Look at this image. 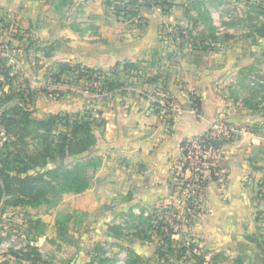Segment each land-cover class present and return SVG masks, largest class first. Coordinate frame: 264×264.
Returning <instances> with one entry per match:
<instances>
[{"label": "crops", "instance_id": "0c3cea01", "mask_svg": "<svg viewBox=\"0 0 264 264\" xmlns=\"http://www.w3.org/2000/svg\"><path fill=\"white\" fill-rule=\"evenodd\" d=\"M148 9L150 24L140 30L135 22L111 14L108 0H0V42L13 57L4 60L14 76L12 85L24 77L34 54L46 58L40 54L47 47H52L55 66L68 62L109 74L113 70L123 83L101 91L95 104L80 108L68 100L52 112L72 115L93 105L98 121L103 122L95 127L99 142L93 153L101 165L91 173L85 191L63 193L62 202L69 199L71 211L84 214L85 225H102L108 234L121 230L119 224L128 219L127 213H140L152 222V217L167 209L180 212L175 178L183 162L184 142L225 121L241 132L231 141L218 142L212 163L222 179L207 182L199 214L186 229L205 246L207 255L238 257L249 250L261 257L264 99L252 103L248 96L245 101L238 91L228 99L221 85L222 65L202 63V53L169 55L170 43L163 40L159 25L171 17L158 8ZM32 41L36 42L33 50ZM126 63L134 66L124 68ZM239 69L238 60L231 64L235 76ZM0 81V94L2 89L8 92L10 86L1 74ZM159 91L172 100L168 113L153 104ZM192 95L200 100L199 115ZM184 216L185 212L178 214ZM139 223L135 226L140 232L133 236L150 242L149 250L156 251L159 236L144 230L143 220Z\"/></svg>", "mask_w": 264, "mask_h": 264}, {"label": "rangeland", "instance_id": "374dc122", "mask_svg": "<svg viewBox=\"0 0 264 264\" xmlns=\"http://www.w3.org/2000/svg\"><path fill=\"white\" fill-rule=\"evenodd\" d=\"M49 1L52 0H40L41 3ZM168 1L170 4L163 7L164 11L159 6L151 7L171 17L159 25L163 40L170 43L167 53L171 55L173 52L172 57L202 53V63H220L223 67L221 85L227 91L228 99L234 91H238L239 97L245 101L249 96L252 103L264 99V0ZM138 2L144 4L145 0ZM142 8L146 12L133 18L132 22L140 30H146L150 24L147 17L150 10L146 6ZM34 43L32 41L30 44L32 50ZM37 56L34 54L32 62L28 61L30 67L21 75L24 77L13 84V88L22 93V98L15 96V99L24 103L34 118H47L53 114L55 107L65 102L73 101L84 108L89 102L95 104L94 101L101 98V82L93 83L87 78H79L82 66L78 67L74 62L76 71L66 72L60 76V81H56L53 74L58 71V67L54 65L51 51L44 50L40 54L46 57L43 60ZM237 60L240 69L235 76L236 73L231 72V64ZM16 76L20 77V74ZM163 87L159 89L163 91ZM165 101L172 103L169 95L159 91L153 104L156 108H159L158 104L161 105L166 113L168 109L163 107ZM94 110L92 105L83 112L96 117V123H99ZM64 131L65 126H58L49 139L57 141L59 132ZM10 136V139L19 138V134L14 132ZM44 138L45 135L27 138L26 148L32 154L35 153L38 146L48 140ZM7 140V133L0 132V150H4ZM26 148L19 143L18 147L11 145L7 152ZM92 170L91 166L88 173H92ZM47 194L49 201L42 205L24 202L14 204L15 197L10 198L9 203L0 202V233L3 236L0 261L10 264H239V261L244 264H263L262 255L251 254L249 250L238 257L228 252L207 255L205 246L186 229L199 213L191 217L188 208L184 210L182 206L178 208L180 212L172 209H167V213L159 212V217H152V222L140 213H127L128 219L119 224L121 230L108 234L102 225H85L84 214L71 211L69 199L62 202V195L51 190ZM181 212H185L183 218L178 217ZM163 215L166 217L163 218ZM36 219L42 220L45 226L37 228ZM142 220L145 222L144 230L159 236L154 242L157 248L154 252L149 250V241L147 243L133 236L140 232L135 225ZM160 232L162 235L177 233L173 235L174 243L162 245ZM142 244L146 246L141 247ZM37 250L41 253L40 260L36 256Z\"/></svg>", "mask_w": 264, "mask_h": 264}, {"label": "trees", "instance_id": "16d2710c", "mask_svg": "<svg viewBox=\"0 0 264 264\" xmlns=\"http://www.w3.org/2000/svg\"><path fill=\"white\" fill-rule=\"evenodd\" d=\"M169 4L168 0H145L144 4H140L138 0H108V6L113 10L117 19L131 22L133 18L140 17L142 6L148 8L159 6L164 11L163 7ZM262 29H264V25ZM44 49L51 51L52 47ZM133 66L132 63H126L124 68ZM57 67L58 71L53 74L56 81H60V76L64 73L76 71L75 66L68 62L59 63ZM78 67L80 66L78 65ZM80 71L79 78H87L93 83L101 82V91L123 85L114 77L116 73L113 70L110 71L111 74L92 68H82ZM9 72L10 67L6 62L0 61V74L5 77L6 85L10 86L8 92L2 89L0 94V132L5 131L8 136L7 142L4 143V150H0V202L9 203V199L15 197L14 204L24 202L42 205L49 201L47 194L49 190L60 195L67 192L81 193L85 191L89 187L91 175L88 173L89 168L92 166L93 172L101 165V160L94 157L93 153L99 142L95 127L102 125L103 122L96 123V117L88 115V112L72 115L67 113L52 114L47 118H34L31 110L26 108L24 103L15 99V96L21 97L22 93L13 88L12 79L14 76H10ZM2 85L0 81V88L3 87ZM191 98L199 115L200 100L195 95H192ZM60 125L65 126L66 131L59 132L57 141L50 140L49 135H52ZM12 132L19 134L17 140L10 139ZM44 135V140H48L38 146L36 152L32 154L26 148L27 138L35 136L40 138ZM19 143L26 150L17 149L7 152L11 145L18 147ZM261 193L262 190L259 191V194ZM35 224L37 228L45 226V223L40 219H36ZM160 235L162 245L174 243V233L162 235L160 232ZM2 238L0 233V244ZM258 245L264 264V239ZM130 252L133 253V250ZM36 256L39 260L41 259V253L38 250ZM0 264H10V262L0 261ZM239 264L244 263L239 261Z\"/></svg>", "mask_w": 264, "mask_h": 264}, {"label": "built area", "instance_id": "2783aa9c", "mask_svg": "<svg viewBox=\"0 0 264 264\" xmlns=\"http://www.w3.org/2000/svg\"><path fill=\"white\" fill-rule=\"evenodd\" d=\"M10 49L0 42V61L9 62L12 59ZM172 109L171 102H164V106ZM166 112V113H168ZM241 130L225 121L214 123L204 135L190 137L184 142V158L180 164V171L175 178L178 204L185 210L188 208L191 217L198 213L207 182L211 179H222L219 169L212 161L217 152L220 141H231L240 134ZM264 198V192H262Z\"/></svg>", "mask_w": 264, "mask_h": 264}]
</instances>
